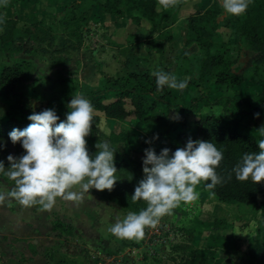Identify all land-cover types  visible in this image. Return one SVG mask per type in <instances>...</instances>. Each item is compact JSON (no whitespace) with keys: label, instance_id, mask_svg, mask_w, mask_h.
<instances>
[{"label":"rangeland","instance_id":"1","mask_svg":"<svg viewBox=\"0 0 264 264\" xmlns=\"http://www.w3.org/2000/svg\"><path fill=\"white\" fill-rule=\"evenodd\" d=\"M20 2V7L13 4L6 7L0 4V14L14 15L12 6L20 12L19 20L31 11L43 14L45 21L56 27L55 47H60L63 35L57 19L63 7L71 0ZM212 2L220 7L217 17L220 32L224 39L231 41L233 56L238 58L233 65L235 72L259 80L257 88H249L250 84L247 81L232 92L239 108L251 106L246 97L264 87V64L255 65L259 53L247 48L242 37L225 26L229 15L221 7L222 0H190L182 4L178 18L170 28V37L165 34L160 39L156 38L157 41L155 38L154 40L147 37V21L142 20L140 24H135L125 14L121 20L110 18L108 15L103 17L100 16V12H96L98 8L94 7V15L99 18L91 19L84 28L85 46L71 50V61L60 68L63 74H72L79 82L84 83L88 90L103 86L104 77L113 78L128 70L145 71L156 81L152 72L162 69L176 75L178 80H187V87L183 90L169 89L171 101L180 102L181 99H185L187 102L189 96L202 91L205 83L199 77V61L203 50L195 43L184 44L186 20L196 9L209 6ZM134 43L136 44L130 51L129 48ZM23 47L24 51L12 55L0 51V65L11 63L21 57L28 59L25 63L27 66L25 84L13 92L0 87V115L5 116L4 114L13 108L16 114L20 115L21 109L25 106L24 96L33 105L42 103L57 113L64 112L66 109L64 96L54 95L56 85L53 79L56 77V71L49 54L42 53L36 43L28 39L23 43ZM254 67L258 71L257 74L253 71ZM219 93L218 89H214L211 96ZM200 111L216 114L223 112L220 105H204L200 107ZM95 112L101 115L98 125L105 133L121 128L131 132L129 147L137 146L136 135L139 132L147 135L151 145L161 142L158 135L170 129L164 124V117L166 115L173 117L177 114L174 109L166 113L164 107L157 106L155 112L158 114V120L145 128H140L129 120L132 115L126 118L128 121H121L108 119L100 111L94 110ZM246 114L243 117L245 122L256 124L257 127L264 125V112L260 118L257 115ZM195 116L196 114L191 113L189 117L192 119ZM190 123L186 129L191 127ZM170 133L173 131L170 130ZM0 145H6L0 149V160L6 164H10L7 159L10 154L19 157L25 153L22 145L19 142L13 144L9 132L4 133L2 130ZM87 148L89 150L92 148L90 139H87ZM115 175L117 182L132 200L131 196L138 185L136 181L119 169ZM12 187L14 181L0 174V190L8 191ZM101 192L95 188L90 189L80 202L58 197L50 210L43 209L39 204L25 207L14 199H6L0 204V264H49L68 258L79 264H175L172 256L178 257L179 252L173 250L172 245L186 239L181 227L193 225L196 216L205 220L217 216L227 221L224 228L214 229L216 232L221 231L230 235L224 248L219 250L223 257L222 264H264L260 261L251 262L245 252L247 242L258 223L264 225V218L259 217V213L254 212L250 206L238 202L229 204L218 200L214 194L200 192L197 201L192 204L181 203L179 207L173 209L172 214L162 217L156 228H147L142 240L136 241L118 239L108 231L109 226L115 223L117 218L122 219L132 211L109 202L107 198H101ZM133 202L138 207L146 206L143 200ZM56 221L62 222L66 228H53ZM207 233L208 230L203 233V237ZM193 243L203 245L204 239L195 238Z\"/></svg>","mask_w":264,"mask_h":264},{"label":"trees","instance_id":"2","mask_svg":"<svg viewBox=\"0 0 264 264\" xmlns=\"http://www.w3.org/2000/svg\"><path fill=\"white\" fill-rule=\"evenodd\" d=\"M20 1L7 0L5 3L0 0V4L6 7L12 4L20 7ZM187 1L190 0H179L175 7L164 9L158 5V0H71L63 7L59 18L57 17L63 35V45L60 47H55L56 27L45 21L43 14L39 15L31 11L26 14V22L19 26L20 12L12 6L15 16L13 13L0 14V51L6 55L24 51L23 42L28 39L35 42L42 53L49 54L51 63L56 66V77L53 79L56 85L54 95L64 96L66 105L64 112L57 113L61 120L66 119V113L69 111L67 104L76 94L83 95L94 106V110L102 112L106 118L125 121L132 115L129 120L140 128H145L158 120V114L155 112L157 106L164 107L166 113L171 109L176 110L180 116L179 120L172 119L169 115L164 117V124L170 129L164 133L165 137L161 142L151 145L147 142L149 141L147 135L139 132L136 135L135 147H129L131 132L128 129L121 128L105 133L98 125L101 115L95 112L92 132L86 137V140L90 139L92 143V148L88 150L94 156L98 151L96 148L98 141L107 140L116 151L117 169L128 173L131 179L139 184L144 178L142 158L145 156V149L154 148L159 154L164 148L174 152L177 148L185 147L190 138L211 141L223 153V160L216 169L218 175L223 177V182L212 190L205 187L210 181L202 182L197 188L214 194L220 201L229 204L238 202L250 206L254 212L259 213V217L264 218V181L256 184L251 179L239 181L233 172L244 154L259 152L257 140L264 139L263 125L257 127L256 124L243 120L244 114L254 116L257 111L264 109V87L257 89L254 94L247 95L246 98L251 106L239 108L236 105L232 92L247 81L254 83L259 80L235 72L233 65L238 58L233 56L231 41L224 39L220 32V23L217 20L220 7L217 3L212 2L211 5L196 9L187 16L184 44L195 43L203 50L199 61V77L205 83L202 91L189 96L187 102L185 99H181L180 102L171 101L169 98L171 93L167 86L162 91H157L156 81L145 71L128 70L113 78L106 76L103 86L88 90L84 83L79 82L71 74H63L60 68L69 62L70 51L77 50L83 45V30L88 26V22L99 18L94 15V7L100 9V16L127 15L135 24L145 20L148 23L147 37L160 39L165 34L170 37V28L178 18L179 8ZM225 23L232 32L242 37L247 48L259 53L255 65L264 64V0H251L245 13L240 16L229 15ZM135 44L129 48L130 51ZM27 61V58L21 57L11 63L1 64L0 87L13 92L23 86L27 79L25 64ZM255 69L256 67L253 71L257 74L258 71ZM214 89H218L220 93L212 97L211 92ZM23 99L25 106L21 109L20 115L16 114L14 108L7 111L5 116L0 115L2 132L10 133L14 128H25L32 123L28 119L29 115L48 109L42 103L33 105L26 96ZM204 105H220L223 112L221 114L202 112L200 107ZM191 113L196 114L195 118L189 117ZM189 122H191V130L186 129ZM170 130L173 133H170ZM100 197L114 201L132 212H139L146 207L135 205L118 182L113 190H103ZM226 222L223 217L216 216L205 220L196 216L193 225L182 226L181 231L186 239L172 245L173 250L179 252L178 257L172 256L175 264H222L223 257L219 254V250L224 248L230 236L221 231L216 232L214 229L224 228ZM258 224L245 251L251 262H264V225L261 222ZM53 228L66 227L62 222L56 221L53 223ZM206 230L209 233L203 237ZM195 238H203L204 244H194ZM49 264L79 263L68 258Z\"/></svg>","mask_w":264,"mask_h":264},{"label":"clouds","instance_id":"3","mask_svg":"<svg viewBox=\"0 0 264 264\" xmlns=\"http://www.w3.org/2000/svg\"><path fill=\"white\" fill-rule=\"evenodd\" d=\"M178 2L158 0V5L169 9ZM250 3L251 0H222L221 7L228 15L240 16ZM152 75L156 77L157 91L165 86L176 90L187 87V80H178L176 75L162 69L154 70ZM67 107L69 111L64 120L49 108L29 115L32 123L23 130L14 128L9 133L12 143L19 142L25 153L19 157L10 154L7 168L0 160V174L14 181L10 190H0V204L14 199L25 207L39 204L50 210L58 197L80 202L90 189H114L118 180L115 149L107 140L98 141L94 156L87 148L86 137L92 132L94 106L83 95L76 94ZM172 119L179 120V114ZM257 144L259 152L244 154L234 167L237 180L251 179L255 184L264 181V139L257 140ZM3 147L6 145H0V149ZM144 151V178L131 198L143 200L146 207L117 218L109 226L108 231L118 239L142 240L147 228H156L161 218L172 214L181 203L197 201L200 196L197 187L202 182L210 181L205 185L208 190L223 182L216 171L223 153L211 141L190 138L185 147L174 152L169 148L159 154L154 148Z\"/></svg>","mask_w":264,"mask_h":264},{"label":"crops","instance_id":"4","mask_svg":"<svg viewBox=\"0 0 264 264\" xmlns=\"http://www.w3.org/2000/svg\"><path fill=\"white\" fill-rule=\"evenodd\" d=\"M99 10V11H98ZM96 12L98 13V12H100V14H101V11H100V9H96ZM106 15H108L110 18H113V19H122L123 18V15H109V14H106ZM103 17H105V15H103ZM26 20H27V15L25 16H23V17H21V19L18 21V25L19 26H21V25H23V23L24 22H26ZM26 41V40H25ZM24 41V42H25ZM23 42V43H24ZM62 45H63V43H62ZM61 45V46H62ZM82 46H85V44L83 43V45ZM80 47L79 49H81V48H83V47ZM24 49H25V47H23ZM254 51V50H253ZM257 52V51H256ZM71 56V55H70ZM71 61V57H70V60H69V62ZM68 62V63H69ZM68 63H66V64H68ZM65 64V65H66ZM54 68H56V66H54ZM72 75V74H71ZM73 76V75H72ZM249 82V84H250V86H249V88H257V86H258V84H259V82H254L253 84H251V81H248ZM256 91V90H255ZM254 91V92H255ZM263 112H264V109L263 110H259V111H257L255 114H254V116L255 115H257V114H259L258 116H259V118L262 116V114H263ZM109 119V118H108ZM261 122H263V120L261 121ZM264 126V125H263ZM192 127V126H191ZM191 127L189 128L190 130H191ZM158 137L160 138V139H162L163 140V138L165 137V134H159L158 135ZM197 191L200 193V192H204L205 190L204 189H202V188H197ZM109 202H113V203H115L116 205H119V204H117L116 202H114V201H111V200H108ZM225 233V232H224ZM255 233V231L253 232V234ZM226 234V233H225ZM227 236H230V235H228V234H226ZM251 237V236H250ZM249 241V240H248ZM248 243V242H247ZM256 262V261H255Z\"/></svg>","mask_w":264,"mask_h":264}]
</instances>
